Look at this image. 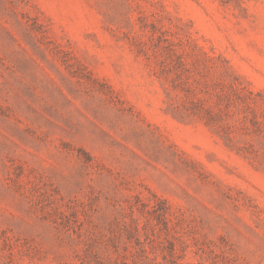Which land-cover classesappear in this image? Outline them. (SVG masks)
Wrapping results in <instances>:
<instances>
[{"label": "rangeland", "instance_id": "1", "mask_svg": "<svg viewBox=\"0 0 264 264\" xmlns=\"http://www.w3.org/2000/svg\"><path fill=\"white\" fill-rule=\"evenodd\" d=\"M0 264H264V0H0Z\"/></svg>", "mask_w": 264, "mask_h": 264}]
</instances>
